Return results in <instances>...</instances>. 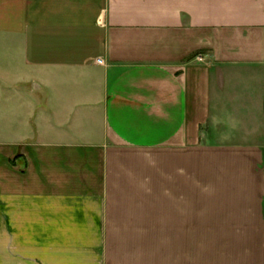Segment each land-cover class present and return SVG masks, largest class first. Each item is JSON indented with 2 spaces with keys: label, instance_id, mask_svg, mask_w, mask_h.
<instances>
[{
  "label": "crops",
  "instance_id": "obj_1",
  "mask_svg": "<svg viewBox=\"0 0 264 264\" xmlns=\"http://www.w3.org/2000/svg\"><path fill=\"white\" fill-rule=\"evenodd\" d=\"M0 264H264V0H0Z\"/></svg>",
  "mask_w": 264,
  "mask_h": 264
}]
</instances>
